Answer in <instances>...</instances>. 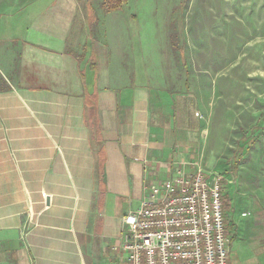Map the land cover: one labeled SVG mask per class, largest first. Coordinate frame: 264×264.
<instances>
[{
    "label": "crops",
    "instance_id": "0c3cea01",
    "mask_svg": "<svg viewBox=\"0 0 264 264\" xmlns=\"http://www.w3.org/2000/svg\"><path fill=\"white\" fill-rule=\"evenodd\" d=\"M127 6L0 0V264H124L123 218L194 171L203 122ZM234 242L228 264H264Z\"/></svg>",
    "mask_w": 264,
    "mask_h": 264
},
{
    "label": "rangeland",
    "instance_id": "374dc122",
    "mask_svg": "<svg viewBox=\"0 0 264 264\" xmlns=\"http://www.w3.org/2000/svg\"><path fill=\"white\" fill-rule=\"evenodd\" d=\"M103 1L78 6L104 14ZM127 10L141 14L155 83L188 93L203 122L197 161L220 176L230 243L264 256V0H128Z\"/></svg>",
    "mask_w": 264,
    "mask_h": 264
},
{
    "label": "built area",
    "instance_id": "2783aa9c",
    "mask_svg": "<svg viewBox=\"0 0 264 264\" xmlns=\"http://www.w3.org/2000/svg\"><path fill=\"white\" fill-rule=\"evenodd\" d=\"M123 222L124 264H228L220 176L198 162L192 174L152 186Z\"/></svg>",
    "mask_w": 264,
    "mask_h": 264
},
{
    "label": "trees",
    "instance_id": "16d2710c",
    "mask_svg": "<svg viewBox=\"0 0 264 264\" xmlns=\"http://www.w3.org/2000/svg\"><path fill=\"white\" fill-rule=\"evenodd\" d=\"M102 6L106 10H117V9H126L127 0H104ZM264 122V112L261 114L260 123ZM228 231H231V225H226ZM227 231V230H226Z\"/></svg>",
    "mask_w": 264,
    "mask_h": 264
}]
</instances>
